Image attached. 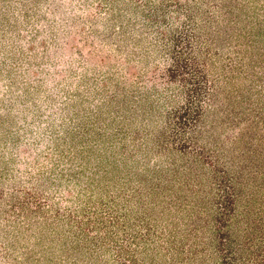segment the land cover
<instances>
[{"label":"rangeland","instance_id":"obj_1","mask_svg":"<svg viewBox=\"0 0 264 264\" xmlns=\"http://www.w3.org/2000/svg\"><path fill=\"white\" fill-rule=\"evenodd\" d=\"M0 264H264V0H0Z\"/></svg>","mask_w":264,"mask_h":264},{"label":"trees","instance_id":"obj_2","mask_svg":"<svg viewBox=\"0 0 264 264\" xmlns=\"http://www.w3.org/2000/svg\"><path fill=\"white\" fill-rule=\"evenodd\" d=\"M222 217H223V215L220 218H222Z\"/></svg>","mask_w":264,"mask_h":264}]
</instances>
